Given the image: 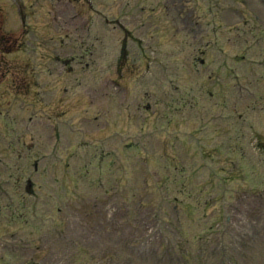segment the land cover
<instances>
[{
	"label": "rangeland",
	"instance_id": "rangeland-1",
	"mask_svg": "<svg viewBox=\"0 0 264 264\" xmlns=\"http://www.w3.org/2000/svg\"><path fill=\"white\" fill-rule=\"evenodd\" d=\"M222 2L219 6L221 9L219 15L227 16V11L232 9L229 8L231 4H225L227 0ZM247 2L250 7L254 3L253 0H247ZM173 4L177 3L173 0H16L15 2L14 0H0V33L7 35L4 38L0 36V142L3 137L5 149L13 144V147H10V159L17 161L16 158L20 153L24 155L25 149H21L18 144V134H20L18 127L28 123V118L33 117L32 112L36 116L32 124L37 125L41 134L48 139L49 132L53 128L52 115L57 111L68 113L67 117H71V122L77 127L80 122L84 121L82 116L86 113L110 115L122 104L124 106L126 103L133 105L136 94H133L134 98H128L122 92L125 90L123 81L125 82L126 76L135 74L131 54L139 56L141 45L135 38L155 40L161 57L164 52L171 51L172 57L176 58L183 50L188 59L198 56L195 27L189 28V31L185 25L174 19L175 12L171 10ZM224 5L225 8H223ZM162 6L166 8L161 9ZM208 10L214 13V9L208 8L207 12ZM254 10L259 21L264 23V5L260 4ZM209 22L210 26L206 28H210V31L204 33L203 36L199 34V47L206 48L208 43L211 44L210 37L213 35L214 27L211 17ZM102 24L104 28L102 33L114 37L115 40L114 45L108 50L101 48L99 39L89 35ZM178 24L183 27H181V32L173 30L166 34L170 28ZM252 25L247 22L242 27L239 25L233 28V45L238 47V41L245 39L249 41L253 32H256V29L252 32ZM225 29L229 30L227 27ZM168 34H174L175 38L172 37L171 41L176 42L175 46L171 45ZM10 35L13 39H7ZM124 42L128 44L129 57L127 65L121 67L124 78L119 88L122 91H117L116 88L110 87L111 76L114 74V65L120 57L121 44ZM84 43L89 45L90 55L84 54L82 58L80 47ZM20 45L23 47L19 52ZM248 45L249 52L244 54L249 59L260 61L264 58L263 42H260L258 47L252 45V41ZM10 46L17 47L16 51ZM239 47L243 53L242 46ZM9 49L14 52L3 56ZM34 52H37V59L31 61L27 58V54H34ZM235 52L238 53V50ZM94 58L99 64L94 63ZM5 62L9 65V70ZM89 63L95 66L86 67ZM142 63L145 65L144 61ZM208 64L211 68L212 61L210 60ZM25 65L29 67L26 68ZM245 65L242 62H235L232 66L235 75L234 89L227 87L214 89L215 97L212 99L208 95L212 93V89L207 88L209 91L201 97V102L196 103L206 116L205 122L215 119L217 117L215 113L219 110L228 112L232 101L246 105L248 100L244 94L264 90L263 84L256 82L254 78L248 79L244 74ZM48 67H50L49 70ZM47 73L51 76H47ZM191 80L190 84L183 88V97L185 94L190 96L192 91L197 89ZM105 81L109 85L107 86L108 91L103 89ZM146 85L141 87L139 98L144 96L142 93L149 92ZM127 90H129L128 87ZM84 93L91 99V102L84 96ZM127 94H129L128 91ZM206 97L212 99L210 109H205L203 104L207 100ZM59 99L64 100L59 104L52 102ZM205 111L208 112V116L205 115ZM197 115L196 111L190 113L193 120L197 119ZM254 115L258 116L257 113ZM16 117L22 120L20 119L15 127L11 121ZM37 117H42V119L37 120ZM244 118H247L243 128L245 141L242 144L236 143V155L244 157L236 156L234 159L231 153L226 150L221 151V165L227 172L235 169L234 165L229 164L230 160L238 163L240 159L245 158L251 163L252 168L254 165L255 168L259 167V161L264 160V148L262 147L261 151L256 153L254 149V144L257 143L256 138L264 139V120L263 124H260L259 117L244 115ZM40 121L47 122V125L40 124ZM218 126L216 124V127ZM14 127L16 133L9 136L3 134L7 128ZM224 127L227 129L226 125ZM33 128L35 126H31V129ZM91 132L96 131L93 129ZM92 136L98 137L95 134ZM12 140L14 143H10ZM47 143L52 144L51 141ZM32 159L34 158L29 160L23 158L26 171L33 169ZM38 162L44 166V170L39 167L37 173L44 175L46 181H51L52 175L46 172L51 171V161L42 157ZM161 170L164 171V169ZM123 186V180L120 178L117 185L108 183L107 188H113V192L106 200L107 209L103 210L102 219L97 222L95 228L97 236L92 235L90 238V255L94 261L92 259L89 261V258H84L82 255L71 263H68V258H62L59 262L66 261V264H100L99 262L101 264H264V201L257 197L259 187L261 186L262 189L263 184L259 185L251 179L245 181L236 179L232 184L227 185L230 193L225 202L217 200L215 205H213L215 199L208 197L198 202L186 199L185 195L181 198V194L171 192L173 188L178 191L180 184H171L167 187L170 191L168 197L164 200L159 199L158 203H154L153 199V210L145 207L131 208L128 213L129 217L128 214L119 211L116 219L112 221L117 212L116 207L123 203L125 193ZM118 191H120V196L116 194ZM175 195L178 196L177 200H175ZM206 202L209 205L205 208ZM160 204L164 211L168 204L172 208L178 206L179 209L176 211L168 209L164 214L163 211H158L157 206ZM127 208L130 207L127 206ZM261 210L262 214L259 213ZM151 212H154L153 219L150 216ZM177 212L179 215L175 221ZM28 219L27 215L14 217L9 223H4V217L0 219V264H15L11 254H7L6 263L1 261L2 243H11L9 241L10 231H18L21 236L25 235L29 229L26 224ZM165 219H170L168 222L172 226L168 222L165 223ZM113 224H122L128 231L135 229L134 233H128L132 236L128 238L133 239L134 243L130 244V247H123L125 248L123 251L114 244L117 240L112 233ZM100 226L107 230L106 237L100 238L102 235ZM168 230L171 232L170 236H168ZM183 236H186L188 242L182 240ZM58 238L65 244L63 249H70L67 251L70 257L74 252V258L79 255L76 249L75 251L71 249L70 241H68L71 236L68 237L64 232L62 235L58 233ZM184 243L186 244L180 248ZM166 244L171 247L172 259L170 261L164 258L157 259L160 257L159 253H156L158 246L164 248ZM104 253L107 255L105 256ZM148 253L149 255L156 254L154 261L153 257L145 255Z\"/></svg>",
	"mask_w": 264,
	"mask_h": 264
}]
</instances>
